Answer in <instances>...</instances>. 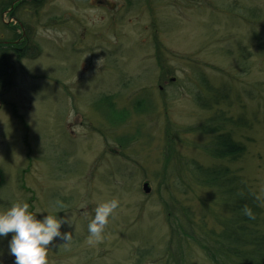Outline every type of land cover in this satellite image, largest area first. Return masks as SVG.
I'll use <instances>...</instances> for the list:
<instances>
[{
    "label": "rangeland",
    "instance_id": "rangeland-1",
    "mask_svg": "<svg viewBox=\"0 0 264 264\" xmlns=\"http://www.w3.org/2000/svg\"><path fill=\"white\" fill-rule=\"evenodd\" d=\"M0 45L13 75L0 96V210L26 202L69 220L47 264H210L216 247L182 223L215 224L201 203L220 213L196 170L212 163L215 115L244 146L234 165L264 216V0H0Z\"/></svg>",
    "mask_w": 264,
    "mask_h": 264
},
{
    "label": "trees",
    "instance_id": "trees-1",
    "mask_svg": "<svg viewBox=\"0 0 264 264\" xmlns=\"http://www.w3.org/2000/svg\"><path fill=\"white\" fill-rule=\"evenodd\" d=\"M3 47L5 46L0 45V49ZM15 47L17 46L15 45ZM2 54L3 51H0V96L10 87L13 79L12 70ZM20 55L18 53V57ZM206 88L205 93L212 96L210 100L216 101L218 92H215L211 86H206ZM220 88L225 90L222 95L228 98L226 89ZM207 109L211 110L210 108ZM227 120L235 127L244 123L242 117L236 119L229 117ZM219 123L224 124V127L227 125V123L218 120L217 115L212 116L205 123L208 125L209 133L216 134L211 135L210 142L204 148L212 163L208 166L199 165L196 170L201 182L199 185L209 188L211 192L213 191V201H215L220 213L211 212L210 209L215 208L211 204L201 203V207L204 209L203 213L207 214H202L200 219L210 220L211 218L215 224L212 227L208 225L206 229L205 223H203L195 230L188 223H182V231L192 237L194 242H199V245L204 246L202 241L198 239L202 238L216 247L214 249L216 253H213L214 259H210V264H223L225 260L229 262L232 260L233 264L235 262L236 264H264V216L251 185L240 169L234 165V162L242 158L244 146L241 142L235 141L232 132H224L222 126L215 127ZM245 207L251 209L253 213L251 218L244 214L243 209ZM183 214L191 220L188 211ZM168 248L170 247L168 246ZM225 256L230 259H226ZM175 262L180 264L181 260L176 258Z\"/></svg>",
    "mask_w": 264,
    "mask_h": 264
},
{
    "label": "clouds",
    "instance_id": "clouds-1",
    "mask_svg": "<svg viewBox=\"0 0 264 264\" xmlns=\"http://www.w3.org/2000/svg\"><path fill=\"white\" fill-rule=\"evenodd\" d=\"M118 207L116 199L100 202L94 209V216L88 223L89 238L100 239L109 218ZM244 214L251 218V209L245 207ZM71 224L64 217L48 214L37 218L29 211L26 202H15L10 207L0 210V238L8 239V254L14 257V264H47L49 246L54 240L67 245L71 240L68 231L61 232V227ZM0 264H3L0 260Z\"/></svg>",
    "mask_w": 264,
    "mask_h": 264
},
{
    "label": "water",
    "instance_id": "water-1",
    "mask_svg": "<svg viewBox=\"0 0 264 264\" xmlns=\"http://www.w3.org/2000/svg\"><path fill=\"white\" fill-rule=\"evenodd\" d=\"M142 189L144 190L145 193H148L149 192V188H148L147 184H144L142 186Z\"/></svg>",
    "mask_w": 264,
    "mask_h": 264
}]
</instances>
